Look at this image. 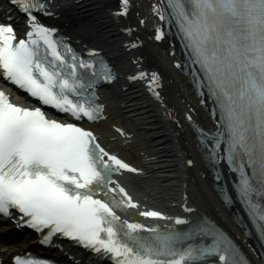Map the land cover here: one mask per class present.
<instances>
[{"label": "snow or ice", "instance_id": "6c2138e0", "mask_svg": "<svg viewBox=\"0 0 264 264\" xmlns=\"http://www.w3.org/2000/svg\"><path fill=\"white\" fill-rule=\"evenodd\" d=\"M12 2L27 16L26 29L21 35L11 17L0 22V78L43 106L14 102L0 89V214L15 210L41 243L68 238L112 264H249L233 238L207 219L178 229L126 215L135 210L145 218L188 223L137 198L120 177L141 176L144 169L108 150L84 123L104 118L97 84L114 79L111 64L96 48L82 55L42 23L36 12L47 14V0ZM130 7L131 0H120L113 15L126 16ZM152 11L164 22L156 26V39L175 25L202 102L212 101V128L199 125L194 109L186 118L208 161L233 173L235 196L264 235V0H155ZM140 43L135 37L125 41L129 49ZM129 79L143 80L160 98L158 73L138 66ZM44 106L68 118L49 116ZM233 198L223 191L226 203ZM181 207L192 211L186 203ZM15 261L53 264L31 255Z\"/></svg>", "mask_w": 264, "mask_h": 264}, {"label": "bare ground", "instance_id": "6f19581e", "mask_svg": "<svg viewBox=\"0 0 264 264\" xmlns=\"http://www.w3.org/2000/svg\"><path fill=\"white\" fill-rule=\"evenodd\" d=\"M51 2L53 3V0H51ZM115 2L116 0H79L78 3H83V7L89 6V10L81 11L77 9H70L68 11V14L66 12L63 13L62 21L65 23L67 22V25L61 26L62 30L64 31L66 36L76 40L77 43L82 44H98L99 41L97 35H95V33L98 31L104 34L106 39L107 37L113 39L117 36L124 35L121 29L115 27L117 26V24L115 22L111 23L108 19L110 13L105 12L107 8H109V10H112L114 8L113 3ZM86 3H89V5H86ZM154 3L155 0H153V4ZM74 5L77 4L74 3ZM155 18L157 19L158 16L155 15ZM128 19L132 20L130 16H128ZM147 28H144L147 36H152L153 38V30H150L151 27ZM133 35L135 36V38H138L139 41L142 42V40L137 37V32H134ZM118 44L120 46L119 50L121 53H123L124 55L128 53L131 58H133L134 53L135 56L141 58V67H144L149 73H158V83L161 82L160 75H165V73L162 71V69H160V66H158L160 64L154 62L155 57L148 51L147 46L144 45L143 42L138 46L136 50L131 49L130 51H127L125 45H122L119 42ZM157 45L165 52V58L170 62V64L173 65V71L175 72L177 77L180 76L185 80L186 78L182 74H180L176 67V56H171L169 54L171 50L175 49V43L169 40L167 42H161L159 44L157 43ZM120 78L121 83L125 84L121 76ZM184 82L187 89L191 90V86H189L190 84H188L186 80ZM128 85L130 87L123 92V96L125 97L122 98L123 103H121V108H124L126 111H130L131 116L139 122L138 124L142 125L141 128L147 135L145 139H142L143 142H152L151 147L149 146L148 150L143 152L141 156L136 159V162H134L137 165L140 164L138 167L144 169V174L141 175L139 179L143 182H146L147 185L152 184L153 181H156L158 182L157 187H162L165 186V184L163 185L159 182L172 183L181 178V180H178V183H181L185 187V191L187 192V189L190 187L189 185H191L192 180L194 179L192 167L196 168V165H198H195L194 160H196L200 164L201 169H204L205 164L202 160L201 153L197 150L196 146H194L196 144L195 134L192 132L191 123L187 120L185 114L190 111L189 108L192 107V110L194 109V112L198 113L196 114L193 112L196 121L199 123V125L205 128H210L213 126L212 120H210L209 116L204 113V106L201 105L200 101L194 97L193 91H191L193 95L192 98H190L191 101L189 106L186 107L185 104L182 105L181 103V105L179 104V107H176V104L168 103L165 97L163 100V104L158 103V99L151 98L153 93L150 92L144 84H136V81H134L130 82V84L128 82ZM158 91L161 92L160 87ZM132 92L137 93H133V96H131ZM176 96H178V94H176ZM148 106L157 108L156 111L160 114L158 116V119L156 118L155 114L150 113L154 110L149 109ZM182 110H184L183 114H181L180 112ZM174 140H177L178 142H175ZM189 140L192 146L195 147V149L189 147ZM186 159H191L193 161L191 167L186 166L185 162L183 163V161H185ZM170 168H175V170L169 171ZM205 169L204 171H207V174L209 176V171L206 167ZM160 171L162 173H165L161 174ZM223 171L225 180L228 181V173L225 169ZM182 174L184 175L183 178ZM208 184L210 185L212 192L213 190L211 177L209 178ZM214 196L217 197L216 194ZM200 209L204 214L211 217L219 225L225 228L228 227V229L232 232V235L235 237V239H237L243 249H245L250 254L254 264H262L256 252V249L258 247L257 239L254 236H252L251 238H247L243 235L242 230H240L232 222L231 212H229L228 210H223L226 214L227 219L229 220V223L232 224V226L230 225V228L225 224V222L217 214V211L211 206L210 203H203V205L200 206ZM236 210H239V207L237 205L232 208V212L236 214ZM133 216L136 219L140 220V216L137 214V211L133 210ZM22 248L24 247L20 245H15L13 247L0 246V264H12V259L16 253L14 249L19 251Z\"/></svg>", "mask_w": 264, "mask_h": 264}, {"label": "rangeland", "instance_id": "374dc122", "mask_svg": "<svg viewBox=\"0 0 264 264\" xmlns=\"http://www.w3.org/2000/svg\"><path fill=\"white\" fill-rule=\"evenodd\" d=\"M133 12H135V10L133 9ZM132 15V13H131ZM143 39H147V36L143 33L140 32ZM150 49H152L154 52L159 53L158 56L161 58V50L159 49L158 46L156 47H152L149 46ZM164 65L167 67V69H165V74L168 75L165 76L164 79V93L166 95V98L168 101L172 102V103H176V104H180V97H176L173 94V90L172 87H176L179 89V91L182 92V94H184V97H187L189 95L188 93V89L187 87H185V82L182 81L180 78H176L175 75L172 73V71L169 70V65L165 64ZM167 87V88H166ZM184 100V99H183ZM116 119L120 120L119 115L115 116ZM108 120L106 119V122ZM124 122V121H123ZM125 124L121 125L123 127H126L128 129H130V131L126 128H122L124 129L126 132L131 133L130 136H126V135H121L120 133L115 136V141L119 142L123 145V149H126L127 153L133 155L136 153H141L144 152V142L141 140L140 138V132L136 129V127L134 126V124L132 125L129 122H124ZM192 172L194 173V179L192 180L191 186H190V190L192 192V195L198 197L200 203H210L212 204V207H214L215 209H217L218 211H220L218 204H216V202L214 201L213 196L209 193L208 189H207V185L205 182V177H204V173L200 172L199 170L197 171V169H192ZM199 175H201V177H199ZM196 176V177H195ZM173 189V188H172ZM155 198L156 197H160L159 199H163L165 197H168L169 195H173L174 191L172 190H168V189H164L163 187H155Z\"/></svg>", "mask_w": 264, "mask_h": 264}]
</instances>
